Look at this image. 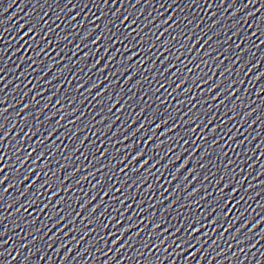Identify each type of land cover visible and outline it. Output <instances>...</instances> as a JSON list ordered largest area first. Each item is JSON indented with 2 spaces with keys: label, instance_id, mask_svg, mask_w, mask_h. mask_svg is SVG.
Listing matches in <instances>:
<instances>
[{
  "label": "water",
  "instance_id": "95a60500",
  "mask_svg": "<svg viewBox=\"0 0 264 264\" xmlns=\"http://www.w3.org/2000/svg\"><path fill=\"white\" fill-rule=\"evenodd\" d=\"M0 126V264H264V0H0Z\"/></svg>",
  "mask_w": 264,
  "mask_h": 264
},
{
  "label": "snow or ice",
  "instance_id": "6c2138e0",
  "mask_svg": "<svg viewBox=\"0 0 264 264\" xmlns=\"http://www.w3.org/2000/svg\"><path fill=\"white\" fill-rule=\"evenodd\" d=\"M69 2L71 3V0H69ZM28 23H30V22H28ZM28 23H26L25 24V27H28ZM29 31L30 32H35L36 31V29L35 28H30L29 29ZM26 35H27V33H26ZM103 37L101 36L100 37V39H102ZM93 87H95V85L93 86ZM218 87V86H217ZM118 103V102H117ZM113 107H115V104H113ZM193 119H196V117H193ZM0 127H2V126H0ZM197 127H199V125L197 126ZM0 151H3L2 149H0ZM106 154V153H105ZM139 155H144V153H140ZM125 159H126V157H125ZM137 159H138V157H137ZM3 161H2V159H0V163H2ZM149 161L148 160H145L144 161V164H147ZM141 167H143V165H141ZM192 171H195V169H193ZM4 172V168L3 167H0V173H3ZM9 179V176L8 175H4V176H2V178H0V185H3V183H4V181H6V180H8ZM21 183H23L22 181H21ZM35 182H33V184H34ZM41 187H43V184L41 185ZM61 187H63V185H61ZM5 191H7V189H5ZM109 192L111 191V189H109L108 190ZM107 194V193H106ZM224 197L223 196H221V199H223ZM61 203H65V201H61ZM227 205H225V207H226ZM97 207H99V206H97ZM76 215H78L77 213H73V217H75ZM64 219H68V217H64ZM213 223H215V221H213ZM189 227L190 228H192L193 229V234L195 233V232H197V231H199L200 229L199 228H195V222H193V224L192 225H189ZM125 231H127V229L125 230ZM107 234V233H106ZM0 235H2V234H0ZM137 235H139V233H137ZM115 243H120V241L119 240H117Z\"/></svg>",
  "mask_w": 264,
  "mask_h": 264
}]
</instances>
